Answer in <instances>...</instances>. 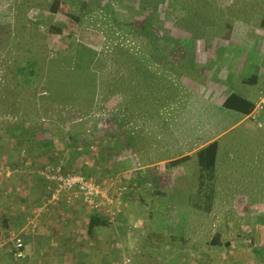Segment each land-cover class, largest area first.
<instances>
[{"label":"rangeland","instance_id":"1","mask_svg":"<svg viewBox=\"0 0 264 264\" xmlns=\"http://www.w3.org/2000/svg\"><path fill=\"white\" fill-rule=\"evenodd\" d=\"M52 1L0 2L4 18L11 23L19 25L29 18L39 23L38 38L23 46L27 51L20 47L23 60L38 59L45 69L44 59L59 56L55 66L68 73L74 63V50L66 49L81 39L84 28L93 29L102 41L99 53L103 61L98 67L105 75L93 103L87 98H65L59 92L51 98L41 69L39 74L36 69L27 78L15 71L16 53L0 52L6 63L0 64V264H35L42 257H47L44 262L51 264V253L32 251L31 245L25 247L23 258L11 253L15 235L22 237L24 245H37L29 235L26 239L22 231L31 227L29 215H70L79 210L78 215L87 216L79 201L75 202L79 205L76 207L43 205L46 187L41 171L47 167L59 163L67 171L92 173L110 192L126 185L121 179L133 177L132 160L126 158L123 162L116 150L111 152L110 138L102 132L104 122L112 123L109 110L123 101L120 93L109 91L113 85L108 75L131 73L124 62L113 63V45L118 43L128 49L134 59L147 54L148 44L159 53L161 44L155 42V37L139 32L148 18L152 20L149 30L166 40V46L162 44L159 49L166 58L164 63L150 65L147 73L138 78V99L126 126L133 124L134 129L139 128L136 131L144 136L134 137L148 153L146 158L157 161L168 157L171 151L190 148L206 135L220 134L215 191L208 205L205 196L191 195L181 188L167 198L179 199L180 205L172 206L169 211L173 215H166L165 219L163 215H148L145 197L151 189L145 188L141 201L140 196H127L126 189L122 211L103 229L109 264H257L250 250V238L258 231L261 233L260 227L253 228L256 215H264V127L258 128L248 118L230 127L237 113L220 109L216 103L232 90L242 95L248 89L249 84L241 80L239 72L244 64L243 75L248 69L249 62L243 59L251 60L257 55L256 63L264 68V0H161L155 14L153 0H60L78 17L76 20L62 12H49ZM192 12L196 16L198 13L200 28L205 31L196 38L178 24L181 15L189 16ZM51 25L61 28L62 33L49 32ZM32 30L26 29L21 44H15L17 51L28 43ZM49 52L52 56H45ZM228 53L233 58L231 63L240 60L239 70L226 67L228 70L221 69L217 75L210 59L217 57L218 65L226 64ZM97 58L98 55L96 61ZM54 89H59V84H54ZM208 93L213 94L212 100H206ZM164 94L172 99L166 101ZM149 141L152 144L148 146ZM16 169L29 171L30 181L38 179L34 187L25 183V198L18 193L19 188L9 187L14 177L24 181L23 173ZM182 182H178L180 187ZM181 193H185V201ZM157 202L167 204L165 197ZM194 204H200L201 209L191 214L187 205ZM124 209L133 211V215H124ZM79 226L85 224L80 221ZM215 235L220 237L219 245H213ZM92 259L95 261L96 254Z\"/></svg>","mask_w":264,"mask_h":264},{"label":"trees","instance_id":"2","mask_svg":"<svg viewBox=\"0 0 264 264\" xmlns=\"http://www.w3.org/2000/svg\"><path fill=\"white\" fill-rule=\"evenodd\" d=\"M2 0H0L1 2ZM25 2V1H24ZM161 0H153L152 3V14L158 9L159 3ZM12 4H15L13 2ZM145 6V5H144ZM199 9V7H197ZM49 12L58 13L62 12L64 15L71 17L73 20L78 19L66 4H63L60 0H53L49 5ZM195 12H192L189 16L181 15V22H179V26H182L185 30L191 32L193 37H197L198 34H203V29L200 28L201 22L197 20L199 17L198 13L193 15ZM205 12H201L203 14ZM5 13L0 10V52L3 53H16V57L13 58L14 68L18 74L24 73L27 78L36 73L39 74L40 69L43 71L44 77L46 76V90L49 93L50 97L53 98L58 92L62 94L65 98H70V96H74L75 99H89L90 103H93L96 95L99 93L100 88L103 83V76L105 74H101L99 71L98 64L103 61V57L100 55V41L97 36L99 33L94 31L93 29L84 28L80 33V40L77 41L74 45H71L66 50H74V53H71L73 57V65L70 66V72L67 73L64 69L58 68L55 65L59 62V56L49 57L44 59L43 63L46 68L42 69L41 65H39L38 59L35 58H27L23 60L22 58V50L23 46H27L30 42L36 40L37 34L39 32L37 21H34L32 18L25 20L19 25H15L11 23V20L5 19ZM151 18H148V22L145 25L139 27V32L142 34H147L146 36H154L155 42L158 41L161 46L162 44L166 46L165 38L162 39L159 35L153 33L151 29ZM196 20L198 23H193L190 20ZM26 23H31V25H26ZM36 25V26H35ZM213 25V24H212ZM33 29L28 37V43L22 46H19L18 51L16 50L18 46L15 44H21L22 37L26 33V29ZM205 28V27H204ZM48 31L51 33L61 34L62 29L56 26H49ZM148 32V33H147ZM205 32V31H204ZM31 40V41H30ZM21 41V42H20ZM9 45L14 46L11 48ZM158 48V52L149 47L147 48V54L142 57L136 56L133 58V53L129 52L128 49H123L120 44L115 43L113 45V54L115 57V65L120 62H124L126 68H128L131 73H124L123 75H116L115 77L111 74L108 75V81L113 86L109 91H112L113 94L120 93L123 96L122 103L115 104L112 106V109L109 110L110 120L112 123L104 122V129L102 134H105L110 138V142L112 151L115 150L119 154V159L123 162L126 161V158H130L132 163L135 160L136 154L134 152V134L142 138L144 135L138 134V131L132 124L131 127H127L129 121L132 116L133 103L138 99L137 96V87H138V78L141 74L147 73L145 70H148L150 65L161 64L164 63V59L166 55L164 52H160ZM52 46L51 48H53ZM28 48H23V50L27 51ZM64 51V50H63ZM62 51V52H63ZM58 55L62 56L61 53ZM98 55L97 61L96 57ZM45 56H52V53L49 52ZM4 56L0 54V64L5 65L2 60ZM107 58V57H106ZM126 71V70H125ZM68 77V78H67ZM120 77H125L124 80ZM197 82V81H196ZM200 83V82H197ZM54 84H59V89H54ZM193 84V83H192ZM166 91V90H164ZM169 91V90H168ZM166 91V92H168ZM210 94V93H208ZM136 95V96H135ZM168 95V93H167ZM165 100H171L172 97L166 96L164 94ZM163 97V98H164ZM106 98L104 92V99ZM2 101V99L0 98ZM207 100V96H206ZM169 102V101H168ZM171 103V102H170ZM168 103V104H170ZM132 104V106H131ZM221 106L225 109L235 111L240 115H247L250 110L253 108V103L247 97L242 96L235 91H231L228 93L226 98L221 101ZM83 142V141H82ZM123 145H122V144ZM119 145H121L122 149H120ZM125 147V149H124ZM219 141L217 139L212 140L204 146L197 148L195 152L197 165L199 167V179H200V188L199 191L202 192L208 201V205L213 200V194L215 191V176H216V158L218 153ZM126 156V157H125ZM190 159L189 155H185L181 157L179 160H188ZM79 172V171H75ZM87 175H93L92 173H86ZM210 183V184H209ZM204 191V192H203ZM208 191V192H207ZM198 207V206H197ZM107 221L100 220L97 216H91L89 222V229L94 226L106 224ZM260 227L261 233L256 232V234L252 235L250 238V250L253 255L254 261L257 264H264V215L257 214L254 221V230H257ZM215 240L213 245H219L220 237L218 235L214 236ZM228 244L226 243V246ZM12 253V252H11Z\"/></svg>","mask_w":264,"mask_h":264},{"label":"crops","instance_id":"3","mask_svg":"<svg viewBox=\"0 0 264 264\" xmlns=\"http://www.w3.org/2000/svg\"><path fill=\"white\" fill-rule=\"evenodd\" d=\"M227 57L229 58L228 63L226 64L223 63L222 65H218V61L216 60L218 59L217 57H214V59H210V61L214 63V67L217 71V75H219L218 73H220L221 69L228 70L226 67L232 68L231 66H234L237 71L239 70L238 66L240 65L239 64L240 60L239 61L236 60L237 63H231V60H233V58L230 57V53H228ZM239 57L241 58L242 55H240ZM243 60L245 62H249L248 69L244 71L245 74L243 75L242 71L245 68V64H244L243 68L241 69V71L239 70V72H240V76H243L241 80H243L245 83L249 85H247L248 89L244 90V92L241 94L242 96L247 97L249 100H252L253 103V100L256 98V94H258L260 90H264V76H263L264 68L260 67L259 63H256L258 62L257 55L254 57V59L249 60L248 58H245ZM234 76H236V74H234ZM217 87L218 85H212V88H217ZM211 96H213L212 93H210L207 96V99L212 100ZM226 96L223 97L222 100H224ZM212 102L215 103V101ZM218 103H220V105H218ZM218 103H216L218 108L225 109L221 106L220 101ZM238 116L239 118H237ZM243 118H246V115L243 116L237 113L235 120L229 126L230 127L237 126L239 123L243 121ZM135 135L136 134H134V136ZM219 135L220 134L206 135L202 138L200 142L192 145L190 148L171 151V153L168 154L169 155L168 157L165 156L162 160H158V161L152 158L147 159L146 157H148V153L147 154L145 153L141 144L137 142V138L134 137V142H135L134 152L136 154V157L133 162V167H134L132 173L133 177L130 176L127 180L120 178L121 180H124L126 182L125 189H127L128 190L127 192H129L127 196H131V195L140 196L139 200L141 201L142 198H144L143 196L146 195L145 188L151 189L152 191H150L149 195L145 197V199L147 198L148 200V215H159V216L163 215V218L165 219H167L166 215H173V213L169 211L172 208V206L177 204L180 205L179 199L167 201V198L170 196L173 197V194L179 192L181 188L187 190V193H190L191 195L193 193L198 197H204V194L199 191L200 188L199 167L197 165L195 152L197 148L206 145L212 140L217 139ZM150 144L152 143L149 141L148 146ZM185 155H189L190 159L185 161L179 160L181 157ZM25 166L26 165L24 164V167ZM16 170L18 172L23 173L21 176L23 178L22 180L24 181L22 182L21 178L17 180L16 177H14L16 174H13L14 181L12 182L11 185L9 184V187L10 189H14L15 187L16 189L19 188L18 193L25 198L28 192L26 189H24L26 187L25 183L29 182L30 186L34 187L36 184H38V179H32L33 181H30L31 179L29 180V176H31V174L28 173L29 171H27L26 169L21 171H19L18 169ZM179 181H183L182 187L178 185ZM127 185H129L130 188H127ZM45 187H46L45 198L47 199L49 190H48V183L46 180H45ZM115 189L116 188H114L113 190ZM106 190L109 193H112V191L111 192L109 191L110 188H107ZM123 194L125 195L126 192H124ZM180 196L182 198V201H185V196H186L185 193L183 194L181 193ZM162 197H165V201L167 203L166 205L161 203L159 204L157 202V201L161 202ZM123 203H124V196H123ZM123 203L121 205V211H122ZM58 204H65L69 207L73 206L71 204H67L64 198H62ZM79 205L80 206L82 205L81 207L83 208L84 212L85 211L87 212L86 213L87 216L78 215L77 213L79 212V210L71 211L70 215H39V214L29 215L27 219L31 227H28V222H27L26 225V227H28L27 231L25 230L22 231H24V235H27L26 239H29L30 236L32 241L37 242L36 243L37 245L26 243L24 246L28 247L29 245H31L32 251H37L41 253H47V252L51 253V259H52L51 264H109V260L106 255L107 251L103 245L105 244L104 226H106V224L110 222L107 221L106 215H101L99 212L93 211L85 207L80 201H79ZM79 205L76 203L74 204L75 207ZM169 205L170 208L168 207ZM199 209H201L200 204H194L189 207L187 205V211L191 212V214H196L195 212L196 211L199 212ZM40 211H42L41 208ZM123 213L126 216L128 215V217L133 215V211L129 209L128 210L124 209ZM91 216H97L100 218V220L104 219L105 221H107V223L102 225L100 224L89 229V222ZM80 221H82L85 224L84 227L79 226ZM26 227H24V229ZM28 232L29 233L34 232L36 234L34 236L32 234H28ZM23 244H24V240H23ZM61 253H64V255L61 256L60 255ZM95 254H96V259L94 261L92 259V256ZM77 257L80 258L81 260L78 259ZM61 258H63L64 261H61ZM46 259L47 257H42L41 259L39 258L35 264H46L44 262L46 261Z\"/></svg>","mask_w":264,"mask_h":264},{"label":"built area","instance_id":"4","mask_svg":"<svg viewBox=\"0 0 264 264\" xmlns=\"http://www.w3.org/2000/svg\"><path fill=\"white\" fill-rule=\"evenodd\" d=\"M258 128L264 127V90H260L253 100V108L246 115ZM48 183V197L44 203L55 206L64 198L67 204L74 205L80 201L85 207L106 215L108 222H114L121 211L125 186H119L112 193L104 189L93 175L82 172L67 171L61 164H54L42 171ZM75 201V202H74ZM12 255L16 258L26 256L23 239L19 235L13 238Z\"/></svg>","mask_w":264,"mask_h":264}]
</instances>
